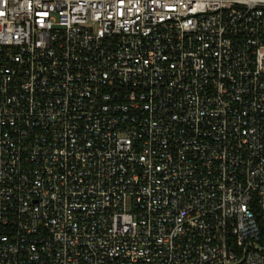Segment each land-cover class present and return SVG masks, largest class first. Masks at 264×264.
<instances>
[{
  "label": "built area",
  "instance_id": "built-area-1",
  "mask_svg": "<svg viewBox=\"0 0 264 264\" xmlns=\"http://www.w3.org/2000/svg\"><path fill=\"white\" fill-rule=\"evenodd\" d=\"M0 264H264V0H0Z\"/></svg>",
  "mask_w": 264,
  "mask_h": 264
}]
</instances>
